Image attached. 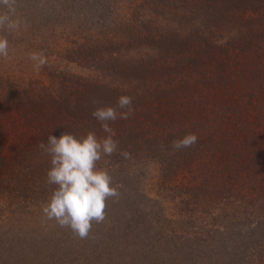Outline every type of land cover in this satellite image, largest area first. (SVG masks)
<instances>
[{"label": "rangeland", "instance_id": "obj_1", "mask_svg": "<svg viewBox=\"0 0 264 264\" xmlns=\"http://www.w3.org/2000/svg\"><path fill=\"white\" fill-rule=\"evenodd\" d=\"M226 1L17 0L22 27L0 29L9 43L0 57V264H73L113 232L109 264H264V160H245L244 140H264V0ZM33 52L46 57L40 71ZM194 67L205 84H193ZM228 77L242 100L219 128L217 85ZM227 94L228 103L239 96ZM245 94L255 102L244 104ZM121 95L134 111L111 123L118 151L98 162L120 196L80 239L42 212L55 186L38 144L62 132L103 138L91 113ZM242 101L246 134L233 128ZM199 102L213 128L194 131L183 118L197 116ZM189 133L195 145L171 147Z\"/></svg>", "mask_w": 264, "mask_h": 264}, {"label": "clouds", "instance_id": "obj_2", "mask_svg": "<svg viewBox=\"0 0 264 264\" xmlns=\"http://www.w3.org/2000/svg\"><path fill=\"white\" fill-rule=\"evenodd\" d=\"M0 6L6 9L0 13V29L19 31L24 22L14 18L17 0H0ZM8 56V40L0 37V57ZM29 58L35 62L33 67L36 71H40L47 62L43 53L33 52ZM133 111V98L121 95L115 106L97 107L91 113L105 133L103 138H98L94 131L79 138L62 132L58 137L50 134L46 141L38 144L42 154L50 157L46 182L55 186L42 212L48 220H55L61 228H69L80 239L89 237L93 223L100 224L105 220L107 201L120 196L107 168L98 167V162L118 151V140L114 138L116 133L111 123L117 119H129ZM197 142V135L189 133L172 141L171 147L181 150ZM120 155L124 158L129 156L123 151Z\"/></svg>", "mask_w": 264, "mask_h": 264}, {"label": "trees", "instance_id": "obj_3", "mask_svg": "<svg viewBox=\"0 0 264 264\" xmlns=\"http://www.w3.org/2000/svg\"><path fill=\"white\" fill-rule=\"evenodd\" d=\"M232 1L235 2L236 0H228V2L226 1V4L228 5V3H229L231 5ZM242 1H246V4L250 5V0H242ZM203 64H204V62L200 63V65H198V68L201 67ZM172 65H174V64H172ZM177 68L180 69V66L178 64L171 67L170 73L172 75L175 73V75H176L178 72ZM181 68H183V67H181ZM196 69H197L196 67H194V69H193V75H192L193 76V81H192L193 84L196 86L199 85L200 83H201V85L205 84V82H207V79L205 77H203V79L198 78L199 75H198V71ZM128 71L131 72V69ZM200 80H203V81H200ZM219 80L220 81L217 85L218 86L217 88H218V90H220L221 95H222L223 108L221 110H219L216 113V115H214L213 125L218 126L219 128H222L223 126L225 127L228 123L232 122V119L231 118L229 119V111H230L231 107H234V109H235V105H234L235 101L242 100V95H241L242 92L237 91L236 88L234 87V83H233L234 79L228 77V79H226L225 81L223 79H219ZM221 81H223V82H221ZM177 87L178 86H175V90H174L170 86L171 91L173 93L174 92L177 93L176 92ZM228 91L235 92V94H239L238 99L234 98L233 102L228 103L227 99H224V97H223V95H225V94L228 95L227 94ZM245 96H246V98L243 99V100H245L244 104L248 105V104H252L253 102H255L254 97L247 95V94H245ZM161 98L163 100L162 99L160 100L159 98H157L158 104H156V107H159V106L161 107L162 106L161 101L164 102V100L166 99L164 94H162ZM193 104H195L194 99H192L191 107L193 106ZM242 105H243V101H242V103H240L238 105V107L240 106V109L238 111V116L236 117V120L234 121L235 123H234L233 128H235L237 131L241 130L240 134H246L244 132L245 127L244 126H243V128L240 127L243 124V122L241 120L242 119L241 113L243 111L241 109ZM170 113H171V111H168V113L166 114V116L168 118L173 117V116H171ZM184 117L186 118L185 119L186 122L187 121H194L193 122L194 126H195V127H193L194 131L198 128H206V129L213 128L212 126H210V115H207L204 113V109H203V107L200 106V102H199L198 107H197V116L194 113L188 111L187 113L184 114L183 118ZM163 123H162V126H163ZM165 124H166V122H165ZM42 129L45 130L44 127ZM235 137H237V135H232V139ZM244 140L246 142L245 145L248 148L247 154L245 156L247 158L245 160H247L249 163H252L254 161L257 162V159L264 160V140H263V138H260V137L253 138L250 135L249 137L245 138ZM204 143L210 144V135H208V133H206V140H204ZM225 169H227V168H225ZM222 171L223 172H229L228 173L229 175L231 172L235 173V171H232V170H224L223 169ZM116 237L119 238L118 235L114 234V232L107 239H100V238L96 237L94 243H96V242H97V244L101 243L100 247L93 249L94 252L84 253L83 255L79 256L77 259L73 260V264H109L111 261L109 259H105L104 257L110 255L109 254L110 249H107V248H110L112 245L117 243ZM120 239L122 240V237H120ZM122 241L124 242L125 245H122L121 247H117V249H119L121 251V253L125 252L124 254H120V255L128 256V253H126V251L128 250L126 245L129 243L127 242V240H122ZM102 246H103V248H101ZM124 247H125V249H123Z\"/></svg>", "mask_w": 264, "mask_h": 264}]
</instances>
